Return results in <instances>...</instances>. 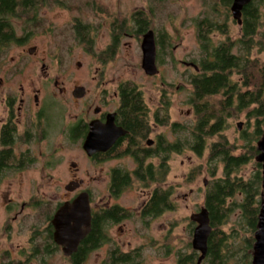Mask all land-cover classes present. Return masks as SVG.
I'll return each instance as SVG.
<instances>
[{
	"label": "trees",
	"instance_id": "obj_1",
	"mask_svg": "<svg viewBox=\"0 0 264 264\" xmlns=\"http://www.w3.org/2000/svg\"><path fill=\"white\" fill-rule=\"evenodd\" d=\"M232 1L203 0L205 10L195 21L198 57L187 62V67H196L187 77L190 86L187 103L194 120L170 125L172 140L165 137L150 154L159 156L160 160L163 157L160 164L145 165L148 155L143 151L142 142L147 137V109L142 92L131 81L120 84V120L128 131L127 144L115 156H107L110 159L128 155L137 164L132 172L121 167L111 170L109 192L112 196L117 197L130 186L143 189L149 188L150 183H159L141 209V217L146 222L175 210L171 200L173 188L162 186L169 172L170 155L190 151L201 158L207 154L205 172L210 181L205 188L203 208L207 211L211 232L201 264H251L259 210L264 203L262 168L256 160L257 145L264 134V62L258 57L264 51V0H251L243 7L239 34L233 37L228 27L229 21L236 23L230 12ZM1 6V13L7 14L12 2L3 0ZM132 20L139 31L146 29L147 19L143 14H135ZM74 28L78 30L76 38L80 42L92 44L89 26L76 24ZM156 34L162 64L165 56L171 57L170 40L162 28ZM213 34L222 37L219 42H214ZM5 41L1 40L0 45ZM160 102L162 112L156 114L157 122L167 126L169 96L164 95ZM242 113L246 123L238 137L230 141L225 135L228 120ZM247 167H250L248 173ZM201 173L200 165L190 171L188 178L195 179ZM128 216L118 206L94 214L91 231L70 257V263L83 264L90 253L110 242L107 229L111 223ZM164 251L167 254L171 249L166 247ZM188 251L176 252L177 264H196L199 253ZM103 264H144L142 250L121 252L118 247H111Z\"/></svg>",
	"mask_w": 264,
	"mask_h": 264
},
{
	"label": "rangeland",
	"instance_id": "obj_2",
	"mask_svg": "<svg viewBox=\"0 0 264 264\" xmlns=\"http://www.w3.org/2000/svg\"><path fill=\"white\" fill-rule=\"evenodd\" d=\"M94 2L102 11H99V9L93 10V6L73 8V6H79L80 3L83 4L84 0L66 1L65 3L71 6L70 9L52 6L42 7L43 9L39 12V15H42L44 19L39 27L40 29L31 38L29 36L25 37L26 39L22 41L23 45L20 49L12 50L3 59L0 57V70L15 66L37 69L44 66L68 89H71L73 85H81L89 89L90 93H93L97 89V85L104 83L109 90V95L117 84L131 81L143 92L145 100L149 102L150 108L153 109L158 103L159 86L157 85L158 82L156 83L154 79L148 78L141 68V36H137L138 28H134L132 34L129 32L131 34L129 38L121 41L123 43L114 58L101 57L98 60L97 55L93 54L96 48V34L94 33H96L98 24L105 25L103 31H107L110 20L116 23L123 22V24L130 27L131 15L143 11L144 14L150 17L152 21L150 27L152 29L156 31L162 28L169 35L171 57L165 56L164 62L160 64L162 80L167 85H172L170 88L167 87L166 90V94L170 98L169 125L173 122H193L192 110L187 103L190 93L187 77L193 72V69L185 64L194 57H198L195 21L202 17L205 10L203 0H94ZM262 22L264 23V19H262ZM22 23L19 24L21 29H26ZM76 23L81 27H90L89 30L94 39L92 44L88 45L76 38L78 32L74 28ZM228 27L231 31V37L239 34V26L233 21H229ZM86 29L88 28L86 27ZM79 32L81 33V31ZM106 36L107 33H105ZM211 37L215 43L222 38L218 34H213ZM33 46L36 47V56L28 59L26 50ZM23 49H25V53L22 52ZM16 53H20L21 56L13 64L11 56ZM22 53L25 56L22 57ZM258 57L261 62H264V51L259 53ZM58 103L51 101L55 118L65 115V118L69 120L75 118V115L79 113V108L75 107L71 101L60 100L64 107ZM64 108L65 113L63 114L62 110ZM228 121L229 127L225 131V135L228 136L230 141H234L240 132L237 125L241 123L242 129L246 123V118L242 113ZM169 125L158 131L164 133L169 140H172L173 135L170 132ZM81 155H83L82 151L78 150L75 144H70L68 149L58 156L59 164L53 172L55 182L51 187H37L38 192L25 187H13L11 189L17 194L18 201H24L29 193H36L40 199L41 191L44 196H52V192L56 194L58 191L62 194L65 190L60 185L66 180L67 174L71 173L72 167H70V164L74 161L76 166L81 169L78 176L83 177L84 174L85 179L95 178L98 180L91 187H83V189H88L91 192L90 206L92 208L118 205L131 212L130 219L109 227L110 242L90 253L84 264H100V261L106 257L108 250L114 246L118 247L121 252H130L136 248H141L144 264H177L176 252L181 251L184 253L189 249L193 250L191 241L196 224L190 221V216L198 213L203 208L205 188L208 181H210L209 175L205 172L206 153L201 158L190 151L170 155L168 160L169 172L163 186L173 188L171 200L175 203V210L165 212L155 219L147 220V222L141 221L139 209L145 201L148 191H142L143 189L135 186L127 189L116 199L109 197L108 194L110 170L115 167L131 170L134 168L132 159L122 158L116 160L111 158L102 165L95 166L87 161L84 155L83 157ZM200 165L202 173L195 179L190 180L188 178L190 171ZM245 171L248 173L250 167H247ZM44 201H50V203H47L53 205L55 197L52 196L49 200ZM3 203L4 201L0 200V242L6 240V234L1 230L4 217L2 212ZM26 213L27 221L23 223L22 227H28L31 221L29 219L32 216V211ZM37 218L38 224L43 222L41 213L37 214ZM38 229L42 231L44 224H40ZM25 239L26 234L24 232H21L17 237V241L22 242ZM166 247L171 249L170 253L166 254L164 251ZM50 264L70 263L61 255L55 254Z\"/></svg>",
	"mask_w": 264,
	"mask_h": 264
},
{
	"label": "flooded vegetation",
	"instance_id": "obj_3",
	"mask_svg": "<svg viewBox=\"0 0 264 264\" xmlns=\"http://www.w3.org/2000/svg\"><path fill=\"white\" fill-rule=\"evenodd\" d=\"M2 1L0 0V41L6 39L5 43L0 45V57L2 59L5 58L6 54L11 53L12 50L20 49L23 45L22 41L26 39L25 37L29 36L31 38L32 35L37 33L44 19L42 15H39V12L43 9L42 7L71 8L68 3H65L69 0H9V2H12L11 10L7 14H2ZM78 5L73 6V8L79 9L83 6H93V10L100 8L94 0H88L87 2L84 0L83 4L80 3ZM99 11H102V9H99ZM105 11L108 12L107 10ZM139 13L146 17L147 21L145 23L147 24L146 29L138 30L137 36H141L142 41L146 32L151 30L154 34L157 74L148 76L144 73L148 78L154 79L156 83L158 82L159 99L153 109L150 108L149 102L145 100L143 92L140 91L146 105L148 120V128L145 134L147 137L142 142L143 151L148 155L145 165L152 164L156 166L160 164L163 157L160 160L159 156L155 157L150 154L153 153L157 143H162L167 138L164 133L158 131L161 128H166V125H161L160 122H157L158 118L156 116L157 113L160 114L162 112L160 101L164 95H167V85L161 78L159 59L161 48L158 45L156 31L150 27L152 23L150 17L144 14L143 11L133 13L130 18V27L123 24V22L116 23L110 20L107 31H103L105 25L98 24L96 33H94L96 34V48L93 54L97 55L98 60L101 57L114 58L123 43L121 41L129 38L132 34L131 32L137 27L136 22L132 19L135 14ZM21 23L23 26L25 25L26 29H21L19 25ZM18 30H20L19 35ZM48 31L50 32L51 30L49 29ZM105 33H107L106 37ZM90 35L93 36L91 33ZM35 50V46L26 50L28 59L36 56ZM22 52L25 53V49ZM24 53H22V57L25 56ZM19 56H21L20 53L11 56L13 64L16 63L14 62L15 60L18 61L20 59L18 58ZM185 65L189 66L187 63ZM191 68L193 69L194 67L192 66ZM0 73V200L4 201L2 206L4 217L1 230L6 234V240L0 242V264H50L55 254L61 255L70 263V257L77 250L73 254L66 256L62 251V247L54 241L53 219L59 208L63 204L73 201L78 195L86 193L89 197L92 223L94 214H101L104 210L118 205L92 208L90 206L91 192L88 189H83V187H91L98 180L95 178L85 179L84 174L83 177L78 176L81 169L76 166L74 161L70 164V167H72L71 173L67 174L66 180L60 185V187H64L65 192L62 194L59 193L60 191L56 194L51 193L55 197L53 205L47 203H50V201H44L49 200L52 196H44L42 191L39 195L40 199L36 193H29L24 201H18L17 194L11 188L25 187L38 192L37 187H51L55 182L53 172L59 164L58 156L66 151L70 144H75L77 149L82 151L84 158L95 166L109 161V158L107 159L109 154L115 156L121 150V146L127 144L125 137L128 135V131L120 120L122 95L120 84L122 82L117 84L109 95V90L104 83L97 85V89L93 93H90L89 89L81 85H73L71 89H68L63 82L61 83L44 66L40 69L22 66L5 67L0 70ZM79 87L83 88L84 91L83 95L77 98L74 96V92ZM63 99L71 101L75 107L79 108V113L75 115V118L68 120L65 115L55 118L51 101L59 102L58 104L64 107L60 103V100L63 101ZM62 113H65V108ZM109 120L112 121L115 128L124 131L123 136L119 137L105 152H95L93 155L88 156L83 150V143L86 135H88L90 124L94 122L99 126V129L100 127L106 129V122ZM173 123L178 124V122ZM83 155L81 156L83 157ZM122 158H131L134 168L131 170L121 168L129 172L134 171L137 164L133 158L128 155L115 157L116 160ZM111 170L109 172L108 194L109 197L116 199L127 189L133 188V186L127 187L117 197L112 196L109 192ZM163 184L164 182L162 186ZM157 185L159 183H150L149 188H143L142 190L148 191L147 197L139 209L140 218L143 222L145 221L141 217V209ZM118 207L125 210L129 216L111 223L109 227L131 218L129 210L121 206ZM27 211H32V216L29 219L31 221L28 227H22L23 223L27 221ZM38 213H41L43 221L42 223L39 222V224ZM191 222L194 223L193 221ZM40 224H44L42 231L38 229ZM21 232L26 234V239L22 240V242L17 241V237H19ZM104 259L100 261V264L104 263Z\"/></svg>",
	"mask_w": 264,
	"mask_h": 264
},
{
	"label": "water",
	"instance_id": "obj_4",
	"mask_svg": "<svg viewBox=\"0 0 264 264\" xmlns=\"http://www.w3.org/2000/svg\"><path fill=\"white\" fill-rule=\"evenodd\" d=\"M251 0H233L230 12L232 19L237 25H241V10ZM141 68L148 76L157 74L155 65V43L153 31H148L143 35L141 41ZM196 69L195 66H193ZM83 88L75 90L74 96L81 97ZM106 129H99L96 123L92 122L86 135L83 150L88 156L95 152H105L121 136L124 131L114 127L111 120L106 122ZM114 127V128H113ZM241 130V123L237 125ZM259 154L256 160L262 168V188L264 189V134L257 145ZM205 185V183H204ZM264 196V194H263ZM196 226L193 230L191 247L199 253L196 264H201L207 252V240L211 232L207 211L202 208L198 213L190 216ZM91 225V212L89 207V197L86 193L78 195L73 201L63 204L56 212L53 219L54 241L62 247L64 255L69 256L77 250L80 241L89 233ZM251 264H264V203H262L257 222V230L254 234Z\"/></svg>",
	"mask_w": 264,
	"mask_h": 264
}]
</instances>
